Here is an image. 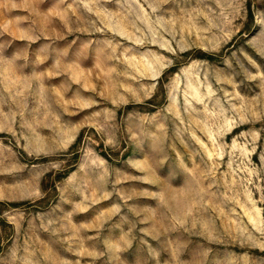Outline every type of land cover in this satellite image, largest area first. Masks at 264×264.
Returning <instances> with one entry per match:
<instances>
[{
  "label": "rangeland",
  "instance_id": "obj_1",
  "mask_svg": "<svg viewBox=\"0 0 264 264\" xmlns=\"http://www.w3.org/2000/svg\"><path fill=\"white\" fill-rule=\"evenodd\" d=\"M0 264H264V0H0Z\"/></svg>",
  "mask_w": 264,
  "mask_h": 264
}]
</instances>
